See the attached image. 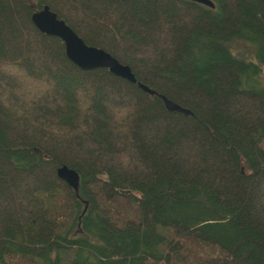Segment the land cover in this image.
Masks as SVG:
<instances>
[{
	"label": "trees",
	"instance_id": "1",
	"mask_svg": "<svg viewBox=\"0 0 264 264\" xmlns=\"http://www.w3.org/2000/svg\"><path fill=\"white\" fill-rule=\"evenodd\" d=\"M210 1L0 0V264H264V0Z\"/></svg>",
	"mask_w": 264,
	"mask_h": 264
},
{
	"label": "water",
	"instance_id": "2",
	"mask_svg": "<svg viewBox=\"0 0 264 264\" xmlns=\"http://www.w3.org/2000/svg\"><path fill=\"white\" fill-rule=\"evenodd\" d=\"M206 7L213 8L210 0H189ZM33 26L41 33L49 37H55L62 41L65 47V54L68 60L83 71L95 69H107L111 74L119 77L131 84H136L139 89L150 96L158 97L169 112L180 113L185 117L192 113L169 101L162 95L157 94L148 87L136 81L130 68L119 63L110 54L102 49L88 46L83 40L68 26L63 20L58 19L57 15L49 10L47 6L35 11L31 15ZM56 175L64 181L71 189L77 191L79 185V175L72 169L62 166L57 169Z\"/></svg>",
	"mask_w": 264,
	"mask_h": 264
},
{
	"label": "rangeland",
	"instance_id": "3",
	"mask_svg": "<svg viewBox=\"0 0 264 264\" xmlns=\"http://www.w3.org/2000/svg\"><path fill=\"white\" fill-rule=\"evenodd\" d=\"M250 46H252V45H250ZM233 50H232V54L235 55L236 57H241L242 56V57H244L242 59H245V60H248V61H255L254 57H253V60H249L248 59V58L252 59V49L250 47H247L246 45H235L233 47Z\"/></svg>",
	"mask_w": 264,
	"mask_h": 264
}]
</instances>
